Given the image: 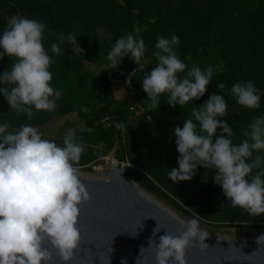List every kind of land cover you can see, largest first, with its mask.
I'll return each instance as SVG.
<instances>
[{
  "label": "clouds",
  "instance_id": "obj_1",
  "mask_svg": "<svg viewBox=\"0 0 264 264\" xmlns=\"http://www.w3.org/2000/svg\"><path fill=\"white\" fill-rule=\"evenodd\" d=\"M45 31L43 22L13 15L0 33V61L5 56L15 58L11 68L0 75V84L7 85L0 88V93L11 110L29 119L34 117V109L54 111L63 95L62 89L51 86L50 68L54 61L44 46ZM65 41L75 55L83 53L73 33L52 43L51 53L64 55L60 45ZM179 43L176 35L170 39L157 37L153 55L158 63L142 80L153 109L159 108L162 96H166L169 106L183 108L201 99L212 80V66L202 69L193 65L187 69L175 51ZM145 51L143 38L131 33L121 36L107 55L109 68H118L125 57L140 65ZM185 72L186 75H180ZM132 74L126 80L128 87L132 86ZM217 88L223 91L225 85L220 83ZM228 95L238 105L254 110L260 107L264 93L247 81L233 84ZM227 112L224 95L212 93L202 106L192 110L183 127L173 129L179 167L170 169L169 179L190 181L199 167L213 168L215 184L233 207L264 216V115L254 118L244 133L247 138L235 144L232 127L222 119ZM115 127L128 131L122 121ZM218 129L222 130L219 135ZM83 151L84 146L76 141L73 129L68 130L62 145H58L43 138L30 124L21 125L14 132L8 124H0V264H53L54 257L46 243L59 252L64 264L73 260L81 240L77 226L80 206L90 200L78 175ZM254 169L257 171L253 174ZM185 228L179 236L167 233L159 236L157 264H187L188 248L209 247L205 243L209 236L200 229L197 218L189 220ZM157 233L156 227L153 237ZM256 239L259 246L264 244V234ZM122 264H127L126 259Z\"/></svg>",
  "mask_w": 264,
  "mask_h": 264
},
{
  "label": "trees",
  "instance_id": "obj_2",
  "mask_svg": "<svg viewBox=\"0 0 264 264\" xmlns=\"http://www.w3.org/2000/svg\"><path fill=\"white\" fill-rule=\"evenodd\" d=\"M81 2L82 0H0V33L7 27L8 19L16 15L37 19L46 25L47 30L67 35L73 33L77 42L86 44L87 48L93 42L90 39L92 22H109L113 36L121 37L131 33L143 38L145 43L151 41L153 45L156 44L157 37L170 39L172 35H176L180 43L175 51L187 68L193 65L202 69L208 66L217 68L213 71L204 99L208 100L212 93L224 95L228 112L222 119L229 122L233 134L243 132L246 124L257 116L264 115V95H261L260 107L254 110L238 105L235 98L228 95L233 84L247 81H252L264 93V4L261 2L242 1L236 4L230 0H88L86 6H81ZM53 5H70L75 12L64 18L56 14ZM44 46L50 50L47 45ZM90 49L92 63L104 62ZM14 59L5 56L0 61V75L8 67L11 68ZM157 63L158 61L139 70L135 69V61L125 57L116 72L108 75L89 73L86 77L76 75L74 70L77 66L70 63L65 69L58 71L55 77L69 103L79 104V117L88 128L102 129L105 124L109 125L117 136L119 148L116 157L121 161L126 159L123 131L118 130L115 124L122 121L126 127L136 117V111L134 105L113 100L112 88L116 80H121L130 96L145 108L143 119L148 114H154L163 123L183 127V121L191 118L192 110L201 104L199 99L189 102L183 108L180 105L171 107L163 96L159 108H151V101L142 88V80ZM130 74L133 75L132 86L128 87L126 80ZM220 83L225 85L223 91L217 88ZM6 87L7 85L0 84V88ZM9 111L10 105L0 93V116ZM154 120L157 118L151 122ZM221 131L218 129L217 135ZM134 162L143 167L155 182L162 183L156 171L151 170L145 161ZM132 172L147 190L162 192L145 173L138 170ZM202 214L213 220L225 218L230 221H264V216L251 215L239 206H232L229 211L222 210L221 217Z\"/></svg>",
  "mask_w": 264,
  "mask_h": 264
},
{
  "label": "rangeland",
  "instance_id": "obj_3",
  "mask_svg": "<svg viewBox=\"0 0 264 264\" xmlns=\"http://www.w3.org/2000/svg\"><path fill=\"white\" fill-rule=\"evenodd\" d=\"M230 1L236 4L242 1L244 3L259 1L264 4V0ZM81 3V6H86L88 0H82ZM262 6L264 7V5ZM53 7L56 14L64 18L75 12L70 5H53ZM91 24L90 39L93 42L90 43L91 46L89 44L88 48L86 44L78 42L79 46L84 50L79 56L73 53L72 46H68L67 41L60 45L62 53L65 52L64 55H55L49 50V55L54 61L50 68L53 74L51 86L54 89H62L55 77L58 75V71L65 69L70 63L77 66L74 73L81 75V77H86L89 73L108 75L117 71V69L109 68L110 64L107 60V55L119 37L113 36L109 22H92ZM62 36L66 37L67 34L46 29L44 45H47L50 49L51 44L58 43ZM90 48H92L94 53L98 54L100 61L104 62L97 61L92 63L90 60ZM145 48V55L140 65L135 62V69H144L157 61L153 55L156 51L155 44L153 45L151 41H148L145 43ZM216 69L214 68V70ZM184 75H186V72L182 73L181 76ZM112 98L124 104L134 105L136 111V117L125 127L128 131L124 130L122 134L126 159L121 161V165H124L127 177L137 184L143 194L185 224L189 220L197 218L200 229L211 237L252 240L264 234V221H230L225 218H219V220L207 219L202 212L207 213L210 217H221L223 215L222 210L229 211L232 209V204L227 202L231 201L227 199L221 188L215 184V170L213 168L205 169L199 167L192 180L171 181L168 175L170 169L179 167L177 163L179 153L177 152L173 135V129L176 125L163 123V121L161 122L162 119L154 114H148L147 118L143 119L142 115L145 113V108L130 96L121 80L114 82ZM161 99H163V96ZM203 102H205L204 96L200 99V106ZM33 111L34 117L29 119L25 114L11 110L0 116V124H8L9 130L13 132L18 130L21 125L30 124L41 132L43 138L54 140L58 145H62L63 138L68 130L73 129L76 141L84 146V151L78 163L80 169L78 175L96 179L108 178L112 161L119 160L116 157L119 148L118 139L115 133L110 130L108 124H105L102 129L88 128L79 117V104L69 103L64 93L61 99L57 101V107L54 111L36 112L35 109ZM154 118L159 121L154 120L155 122H151ZM250 123L244 126L243 132L233 134V143L239 144L243 139L247 138L244 133L249 130L248 125ZM134 160L145 161V164L151 170L156 171L158 177L162 180V183L160 182L162 185L155 182L153 177L149 176L143 167L141 168L135 164ZM132 170L145 173L150 179L154 180L153 182L163 193L147 190L134 177ZM255 171L257 170L254 169L253 174ZM223 198L224 200L222 201Z\"/></svg>",
  "mask_w": 264,
  "mask_h": 264
},
{
  "label": "water",
  "instance_id": "obj_4",
  "mask_svg": "<svg viewBox=\"0 0 264 264\" xmlns=\"http://www.w3.org/2000/svg\"><path fill=\"white\" fill-rule=\"evenodd\" d=\"M79 177L90 200L80 206L77 226L81 240L68 264H122L125 259L127 264H157L159 236H179L186 230L185 223L143 194L127 177L121 160L112 161L107 179ZM156 227L159 233L153 237ZM152 237L154 242L149 247ZM205 243L209 246L205 250L199 246L186 250L187 264H264V244L259 246L257 239L209 236ZM45 247L52 251L53 264H64L50 243Z\"/></svg>",
  "mask_w": 264,
  "mask_h": 264
}]
</instances>
